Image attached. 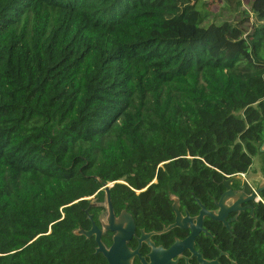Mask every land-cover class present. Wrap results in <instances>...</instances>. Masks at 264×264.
<instances>
[{"label": "trees", "instance_id": "obj_1", "mask_svg": "<svg viewBox=\"0 0 264 264\" xmlns=\"http://www.w3.org/2000/svg\"><path fill=\"white\" fill-rule=\"evenodd\" d=\"M223 1L0 0V264L91 258L73 230L108 182L149 214L169 194L196 212L199 186L263 160L264 0ZM212 24L235 54L180 33ZM232 252L264 264V228Z\"/></svg>", "mask_w": 264, "mask_h": 264}, {"label": "flooded vegetation", "instance_id": "obj_2", "mask_svg": "<svg viewBox=\"0 0 264 264\" xmlns=\"http://www.w3.org/2000/svg\"><path fill=\"white\" fill-rule=\"evenodd\" d=\"M263 143L264 141L259 149L264 148ZM256 156L258 159L252 161L247 171L227 175L221 180V184L218 183L219 188L199 186L198 193L205 202L192 193L198 206L196 212L182 206L177 195L169 194L171 214H149L141 208L130 207L124 193L111 192L110 188L114 183H106L109 186L108 196L102 186L101 191L86 197L88 202L82 209L85 214L84 225L78 227L88 231L94 224L100 231L99 239L108 250V257L95 252L98 245L95 234L89 237L80 235L91 241L93 248V256L83 264H236L232 250L236 247L237 236L248 235L251 230L258 229V224L260 228H264V188L258 191L264 180V158L262 160L259 155L254 157ZM224 180L228 181L227 185ZM153 182H156V178L150 183ZM147 186L135 190V193L138 194ZM225 191L232 193L224 202L226 208L231 209L227 210L223 221L204 215L192 244L184 242L192 232L190 222H186L184 227L178 225L166 229L175 221L171 196L178 198V210L182 217L186 212L189 217H194L199 213L201 205L207 211L218 212L220 207L217 202ZM198 200L201 205L197 203ZM107 226H114L116 229ZM115 237L122 242V247L117 245L112 248ZM176 242L177 245L171 250Z\"/></svg>", "mask_w": 264, "mask_h": 264}, {"label": "water", "instance_id": "obj_3", "mask_svg": "<svg viewBox=\"0 0 264 264\" xmlns=\"http://www.w3.org/2000/svg\"><path fill=\"white\" fill-rule=\"evenodd\" d=\"M263 145H264V143H263ZM259 150L264 151V148L260 147ZM223 182L225 185H227L228 181L224 180ZM262 188H264V180L259 185L258 191H260ZM103 190L105 192H107L106 196H108L109 186L104 185ZM231 196H232V193L230 191H225L221 195L220 199L217 202V205L220 207L218 212L205 210V208L200 204V201L198 200L197 203L199 205H201V209H200L199 213L194 217H189V214L187 212H186V215L184 217H182V215L179 213V210H178V205H179L178 198L176 196H171L170 197L172 200L171 207H172L174 214H175V221L172 224H170L166 229H169V228H172V227L178 226V225L184 227L186 225V222H190V227L192 229V232L188 236V238L184 240V242H186L188 245L192 244L194 236L197 234L199 228L201 227V221H202V218L204 215H209L210 217H212L214 219H218V220H222V221L224 220V217L227 213V210L231 209V208H226L227 205H225L224 202L227 201ZM108 204H109V207L111 208L110 203H109V198H108ZM88 217H90V215H88ZM107 227H111V229H116L114 226H107ZM99 233H100V231H98L96 229L94 224L91 226V228L88 231L83 230L81 227H78V228L73 230V234H75L77 236L84 235L86 237H89L90 235L95 234L96 235L95 239L98 243L97 247L95 248V252L96 253L101 252L105 256L108 257V250H106L104 248V246L102 245V243L100 242ZM117 245H120L122 247V242L119 239H117V237H115V244L112 246V248L116 247ZM176 245H177V242L171 247V250ZM172 253H173V251H172ZM208 263H205V264H208ZM201 264H203V263H201Z\"/></svg>", "mask_w": 264, "mask_h": 264}, {"label": "rangeland", "instance_id": "obj_4", "mask_svg": "<svg viewBox=\"0 0 264 264\" xmlns=\"http://www.w3.org/2000/svg\"><path fill=\"white\" fill-rule=\"evenodd\" d=\"M206 2V9L205 10H212V11H218L219 8L223 5L224 1L223 0H202ZM250 3V0H242L241 4L245 7L248 8ZM255 25L254 22V15L252 12L249 11L248 15V21L245 23V34L246 36L247 32H250ZM180 33L188 38H204L206 35L210 36V39L212 41V44L216 45L217 47L215 48V51L212 53H218L221 51H228L229 54L232 56L235 54L238 50V45L236 41H226L225 39V31L224 27H218L215 25H211L208 29L205 31H197L196 28L192 26H184L182 25L180 29ZM258 159V156L254 157V161ZM121 182V181H119Z\"/></svg>", "mask_w": 264, "mask_h": 264}, {"label": "built area", "instance_id": "obj_5", "mask_svg": "<svg viewBox=\"0 0 264 264\" xmlns=\"http://www.w3.org/2000/svg\"><path fill=\"white\" fill-rule=\"evenodd\" d=\"M227 176V175H226Z\"/></svg>", "mask_w": 264, "mask_h": 264}]
</instances>
